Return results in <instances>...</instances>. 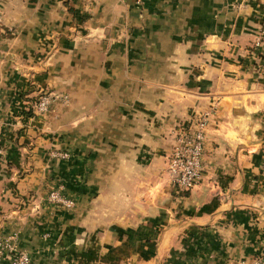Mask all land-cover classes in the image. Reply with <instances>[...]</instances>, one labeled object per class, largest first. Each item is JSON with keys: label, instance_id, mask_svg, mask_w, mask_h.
Listing matches in <instances>:
<instances>
[{"label": "crops", "instance_id": "obj_1", "mask_svg": "<svg viewBox=\"0 0 264 264\" xmlns=\"http://www.w3.org/2000/svg\"><path fill=\"white\" fill-rule=\"evenodd\" d=\"M263 39L264 0H0V238L30 264H264ZM43 92L65 98L34 115Z\"/></svg>", "mask_w": 264, "mask_h": 264}, {"label": "built area", "instance_id": "obj_2", "mask_svg": "<svg viewBox=\"0 0 264 264\" xmlns=\"http://www.w3.org/2000/svg\"><path fill=\"white\" fill-rule=\"evenodd\" d=\"M132 1L138 4L141 0ZM260 41L261 37H257L255 45L258 46ZM58 97L65 98L64 96H56L50 92L39 94L31 104L32 114L39 115L44 113L49 104ZM206 126L207 114H201L192 121L189 127L177 129L174 133V144L166 158L164 172L167 181L176 190L187 191L199 179ZM49 156L67 159L69 153L52 149L49 152ZM261 166L264 169V162H262ZM62 191L63 187L61 185L53 186L48 190L45 199L51 205L69 209L73 206L74 201ZM3 258H7L9 264H30L29 255L24 250L17 248L13 236L0 238V260ZM249 264H263V262L260 257H255Z\"/></svg>", "mask_w": 264, "mask_h": 264}, {"label": "trees", "instance_id": "obj_3", "mask_svg": "<svg viewBox=\"0 0 264 264\" xmlns=\"http://www.w3.org/2000/svg\"><path fill=\"white\" fill-rule=\"evenodd\" d=\"M69 11L72 12V9L68 7ZM65 195H67L64 191H62ZM57 207V206H56ZM59 207V206H58Z\"/></svg>", "mask_w": 264, "mask_h": 264}]
</instances>
